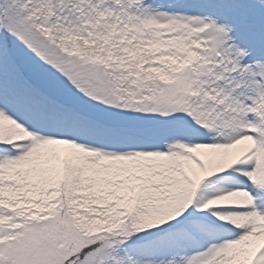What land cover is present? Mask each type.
Here are the masks:
<instances>
[{
    "label": "snow or ice",
    "instance_id": "snow-or-ice-1",
    "mask_svg": "<svg viewBox=\"0 0 264 264\" xmlns=\"http://www.w3.org/2000/svg\"><path fill=\"white\" fill-rule=\"evenodd\" d=\"M0 264H264V0H0Z\"/></svg>",
    "mask_w": 264,
    "mask_h": 264
}]
</instances>
